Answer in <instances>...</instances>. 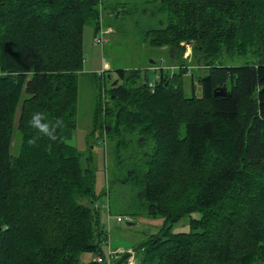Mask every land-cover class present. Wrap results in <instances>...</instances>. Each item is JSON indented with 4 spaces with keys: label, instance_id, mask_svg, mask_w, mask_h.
I'll use <instances>...</instances> for the list:
<instances>
[{
    "label": "trees",
    "instance_id": "obj_1",
    "mask_svg": "<svg viewBox=\"0 0 264 264\" xmlns=\"http://www.w3.org/2000/svg\"><path fill=\"white\" fill-rule=\"evenodd\" d=\"M146 1L165 17L142 36L168 49L167 60L117 69L103 105L104 82L98 84L89 134L105 153L115 141L112 153L125 173L120 181L114 171L110 181L106 174L108 183L130 185L149 215L165 219L133 247L134 263L264 264V0ZM102 4L0 0V264H80L85 252L106 257V209L98 202L104 192L95 189L93 156L84 166L74 145L44 138L31 146L27 127L41 111L62 117L64 135L73 138L84 29L93 24L96 33L105 10L118 13L117 4ZM189 47L206 71L198 75L201 96L196 68L181 60ZM223 85L227 95L215 96ZM135 132L148 150L126 165L121 149ZM194 212L189 231L173 232Z\"/></svg>",
    "mask_w": 264,
    "mask_h": 264
},
{
    "label": "rangeland",
    "instance_id": "obj_2",
    "mask_svg": "<svg viewBox=\"0 0 264 264\" xmlns=\"http://www.w3.org/2000/svg\"><path fill=\"white\" fill-rule=\"evenodd\" d=\"M109 3L117 4V17H112L108 10H105L102 20V30L107 33L108 41L103 45H97L94 41L95 28L93 24L85 27L83 32V52H84V72L79 76V92L77 104V128L72 137L75 140L74 146L81 151L82 165L86 166V157L93 156L90 162L95 166V189L98 194H102L98 202H104V221L108 231V239L103 246L106 257H109L110 250L116 251L115 260H121L125 253L131 256L126 259L125 264H135L133 247L141 241L147 239L152 233L157 232L165 222V219L159 215H149L146 207L143 206L138 197V192L130 185L120 184L119 182L108 183L106 174L110 176L115 172V178L122 180L120 174L125 173V168L116 163L112 153V143L107 141L106 150L103 151V144L98 135L90 134L93 125V115L95 104L98 98V84H103L101 89L102 99L105 98L106 88L113 84L116 79L115 71L119 68H147L149 62L159 57L167 60L168 49L151 47L146 41L142 32L148 29L158 28L160 18L164 19V14L158 13L153 5L148 4L146 0H103V5ZM151 12L155 14H151ZM199 53L189 47L188 52L182 56L181 60L189 63L195 74V91L201 96L200 82L198 75H204L205 69L201 67ZM107 64L108 66H106ZM188 67V65H187ZM192 71L185 74L184 88L187 95H191ZM152 75H150V78ZM153 80V77L151 78ZM118 83V80H117ZM116 83V84H117ZM114 85V84H113ZM104 100L102 101L103 105ZM92 138H91V137ZM128 143L121 149L124 164L129 165L134 159L139 157L147 147L139 144L140 135L129 133L125 135ZM10 152L17 155L21 139L17 130L14 133ZM115 146V141L114 145ZM92 147V149L90 148ZM90 149V150H89ZM132 156V157H131ZM131 157V158H130ZM114 169V170H112ZM114 178V179H115ZM109 210V212H108ZM117 216L129 217V220L117 221ZM199 214L194 212L189 216L180 219L173 225V232L189 231L190 218H198ZM96 257L93 253H82L81 263H89ZM111 259V263L113 262Z\"/></svg>",
    "mask_w": 264,
    "mask_h": 264
},
{
    "label": "clouds",
    "instance_id": "obj_3",
    "mask_svg": "<svg viewBox=\"0 0 264 264\" xmlns=\"http://www.w3.org/2000/svg\"><path fill=\"white\" fill-rule=\"evenodd\" d=\"M27 127L34 133L28 140L31 146H38L37 141L44 138L52 143H65L70 146L75 143L74 138L70 139L64 135L63 130L66 124L62 117L50 120L46 113L35 111L27 121ZM49 147H51V144H49Z\"/></svg>",
    "mask_w": 264,
    "mask_h": 264
},
{
    "label": "built area",
    "instance_id": "obj_4",
    "mask_svg": "<svg viewBox=\"0 0 264 264\" xmlns=\"http://www.w3.org/2000/svg\"><path fill=\"white\" fill-rule=\"evenodd\" d=\"M94 41L97 45L103 46L108 41L107 33H105L101 28L98 32L95 33ZM155 68L158 69L159 67H155ZM170 76H171V74H170ZM116 219H117V221L129 220V217L123 216V218H122L121 216H117ZM115 252L116 251L110 250V254H109L108 258L97 254L96 257L93 259V262H95L97 264H111V259L116 254Z\"/></svg>",
    "mask_w": 264,
    "mask_h": 264
},
{
    "label": "water",
    "instance_id": "obj_5",
    "mask_svg": "<svg viewBox=\"0 0 264 264\" xmlns=\"http://www.w3.org/2000/svg\"><path fill=\"white\" fill-rule=\"evenodd\" d=\"M151 62L153 63L154 60H151ZM108 66V65H107ZM117 83V80L115 82H113V84L115 85ZM228 90L226 88L225 85L223 86H218L217 88L214 89V95L215 96H219V95H227Z\"/></svg>",
    "mask_w": 264,
    "mask_h": 264
},
{
    "label": "crops",
    "instance_id": "obj_6",
    "mask_svg": "<svg viewBox=\"0 0 264 264\" xmlns=\"http://www.w3.org/2000/svg\"><path fill=\"white\" fill-rule=\"evenodd\" d=\"M107 66V64H105Z\"/></svg>",
    "mask_w": 264,
    "mask_h": 264
}]
</instances>
